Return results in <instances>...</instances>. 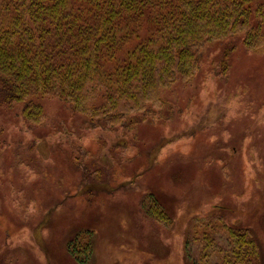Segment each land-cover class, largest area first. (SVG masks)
<instances>
[{
	"label": "rangeland",
	"instance_id": "obj_1",
	"mask_svg": "<svg viewBox=\"0 0 264 264\" xmlns=\"http://www.w3.org/2000/svg\"><path fill=\"white\" fill-rule=\"evenodd\" d=\"M201 65L166 92L170 119L133 131H88L53 98L30 128L0 95V264H240L228 228L264 264V44L218 43ZM155 199L167 221L144 212Z\"/></svg>",
	"mask_w": 264,
	"mask_h": 264
},
{
	"label": "trees",
	"instance_id": "obj_2",
	"mask_svg": "<svg viewBox=\"0 0 264 264\" xmlns=\"http://www.w3.org/2000/svg\"><path fill=\"white\" fill-rule=\"evenodd\" d=\"M261 1L0 0V95L30 128L46 122L43 98L68 104L88 131L170 119L166 92L192 83L213 45L242 37L246 51L263 47ZM142 204L149 218L168 220L157 199ZM227 231L238 262L257 264L254 237Z\"/></svg>",
	"mask_w": 264,
	"mask_h": 264
}]
</instances>
